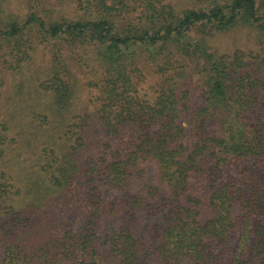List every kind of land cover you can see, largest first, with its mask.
Returning a JSON list of instances; mask_svg holds the SVG:
<instances>
[{"label": "trees", "instance_id": "trees-1", "mask_svg": "<svg viewBox=\"0 0 264 264\" xmlns=\"http://www.w3.org/2000/svg\"><path fill=\"white\" fill-rule=\"evenodd\" d=\"M59 1L79 18L47 21L31 7L23 19L0 9V44L9 51L0 58L17 52L19 63L46 39L59 41L38 85L50 100L47 114L32 115L28 130L20 126L11 138L9 123L0 122V233L11 238L34 225L35 210L57 211L77 199L84 224L51 233L43 264H150L126 223L97 243L100 218L120 208L160 220L155 264H264V0H212L194 9H178L175 0ZM241 26L258 31L260 53L210 46L213 35ZM80 49L89 51L97 95L92 115L76 116L78 89L61 56ZM140 62L158 76L152 92L140 93ZM187 70L202 89L195 140L177 92ZM11 148L27 154L11 160ZM149 163L162 183L154 203L132 192ZM15 168L23 177L15 179ZM103 188L123 193L122 200L107 202ZM3 247L0 264L35 258L16 241Z\"/></svg>", "mask_w": 264, "mask_h": 264}, {"label": "rangeland", "instance_id": "rangeland-1", "mask_svg": "<svg viewBox=\"0 0 264 264\" xmlns=\"http://www.w3.org/2000/svg\"><path fill=\"white\" fill-rule=\"evenodd\" d=\"M33 1L0 0V9L4 13H13L24 19L32 11L31 7H34L33 11H39L38 15L47 21H58L62 18L77 19L81 14L78 13L73 5L62 4L59 0ZM208 1L211 2L212 0H175L174 3L177 4L178 9H194L206 5ZM223 1L228 3L229 0ZM260 39L262 37L255 28L241 26L228 33L213 35L209 38V44L214 50L220 53H231L234 50H240L245 53L253 51L252 53L256 54L260 53L261 42L258 43ZM12 41L14 43L16 42V40ZM58 42L57 40L46 39L44 43L32 47L33 50L28 54L29 59L26 58L19 63L18 58L23 56L17 52H14L12 56L0 58V122L7 121L9 123V130L4 133L7 137L9 136L11 138L15 136L16 132L21 129L19 128L20 126L27 131L28 128L25 124L28 125L27 122L32 119V115L36 114L38 117L39 114H47V106L50 100L38 85L48 76L47 71L50 64L51 45L55 44L57 46ZM2 44H0V56L4 52H9L6 50V46ZM81 50L73 53L68 52L65 57L61 56L67 61V67L71 75L69 79L74 81L76 91L78 89V94L74 98L73 115L76 116L92 115L95 109L94 102L97 95L96 89L89 85L97 73L87 64L89 51L83 52ZM2 60H5L6 64H3ZM15 63L20 67L17 70L10 69L9 67ZM85 63L86 65H83ZM137 67L139 68L138 78L140 83H142L140 93L149 92V87L157 85L159 81L158 76L153 73L149 65L140 62ZM177 92L180 97H183L182 103L186 107L182 116L184 126L188 129V135L194 139V127L196 125L195 111L202 103V89L197 76L187 70L185 78L178 84ZM149 95L152 94L149 93ZM17 151L22 150L10 149L9 156L11 160L15 158ZM22 152L27 154L26 151ZM143 168L146 169V173L143 175L140 174L139 176L135 175L134 177V179H140L142 183L137 179L136 181L138 183L132 182V192L141 191L143 196H147L149 202L154 203V201L156 202L159 199L154 189L162 188V183L158 179L157 166L149 163L144 165ZM12 172L15 179L23 177V171L19 169L15 168ZM145 183H147L146 186H144ZM103 189L107 202H119L122 200L120 194L123 193L116 190ZM153 195H155V198L151 199ZM84 209L86 208L83 207L82 202L74 199L72 206L64 205L61 202L57 211H52L51 208L42 211L35 210L31 214L34 220L33 226L16 231L15 233L13 232L11 238H6L4 234L0 233V263L4 258L3 246L6 244V241H16L20 244L24 255L35 257L31 258L30 264H43L41 258L43 255L42 249L49 235L58 231L61 232L60 235L68 230L70 233L72 231L77 232L84 224L82 217ZM99 221V229L96 231L97 243L101 242L103 236L111 230H117L126 223L132 228L135 237L140 240L138 244L140 253L150 252V264L157 263L158 253L155 252L157 241L154 237V231L160 228L161 223L148 210L134 209L132 211L129 209V212H126L120 208L118 213H105ZM94 239L95 237L93 241ZM230 244H233V241H230ZM174 264L187 263L175 262Z\"/></svg>", "mask_w": 264, "mask_h": 264}]
</instances>
